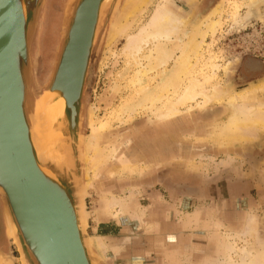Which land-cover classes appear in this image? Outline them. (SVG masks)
I'll use <instances>...</instances> for the list:
<instances>
[{
    "label": "rangeland",
    "instance_id": "374dc122",
    "mask_svg": "<svg viewBox=\"0 0 264 264\" xmlns=\"http://www.w3.org/2000/svg\"><path fill=\"white\" fill-rule=\"evenodd\" d=\"M157 1L120 0L114 13L105 12L90 55L81 104V166L86 233L96 264H244L242 259L261 264L264 131L247 144L217 143L216 125L229 111L225 101L188 110L184 106L178 115L158 119L163 106L156 98L160 84L171 75L174 86L184 82L172 74L180 55L175 38L163 41L173 58L148 71L141 82H132L141 68L138 62L146 64L142 55L151 44L131 58L123 51L125 36L146 22ZM244 1L173 2L189 14L186 31L207 16L217 17L211 12L219 8L220 24L205 38L202 57L191 72L209 74V64L216 63L219 68L210 82L235 92L264 83V21L243 27L233 22L234 3ZM68 2L44 0L39 11L29 48L32 74L27 98L32 103L44 93L58 57ZM243 12L241 6L238 13ZM181 40L186 42L187 37ZM227 62L225 74L222 65ZM255 97L263 100L264 91ZM126 106L137 110L123 121ZM90 136L96 149L92 159L87 148ZM124 156L136 159L137 168L122 169L119 160ZM251 215L257 216V233L245 235ZM7 238L4 226L0 264H23Z\"/></svg>",
    "mask_w": 264,
    "mask_h": 264
},
{
    "label": "water",
    "instance_id": "95a60500",
    "mask_svg": "<svg viewBox=\"0 0 264 264\" xmlns=\"http://www.w3.org/2000/svg\"><path fill=\"white\" fill-rule=\"evenodd\" d=\"M119 1L69 0L46 90L65 99L57 121L62 131L53 134L44 124L47 137L35 143L24 98L31 86L30 39L44 0H0V228L10 221L23 264H96L85 223L81 104L101 18Z\"/></svg>",
    "mask_w": 264,
    "mask_h": 264
},
{
    "label": "bare ground",
    "instance_id": "6f19581e",
    "mask_svg": "<svg viewBox=\"0 0 264 264\" xmlns=\"http://www.w3.org/2000/svg\"><path fill=\"white\" fill-rule=\"evenodd\" d=\"M173 2L174 0H158L146 22L141 24L134 33L125 36L126 42L123 51L127 52L131 58L136 57V55L149 42L151 44V47L142 55V59L145 60L146 64L141 65V63L138 62L139 68H141L137 70L135 79L132 82H141V77L148 71L164 66L169 59L173 58L174 53H170L169 49H167V47L165 48V43H163V41L172 42V38H175L180 44L178 47L180 55L175 59V63H173L176 66L173 68L172 74L175 78H180L184 82L182 86H174L175 84H172L173 76L171 75L169 78H165L160 84L156 98L163 102V106L159 113L157 112L158 119L162 121L171 116H176L181 112V108L184 106L188 110L194 108L193 105L207 106L211 101L217 103L225 101L229 106V111L227 112L225 119L216 125V133L213 135L216 138L215 140L220 145L232 146L236 143H246L250 140V142H252L256 133L264 131V99L258 100L255 97L258 91H264V83L260 82L258 85H252L239 92L225 89L220 82L212 84L210 80L215 75V70L219 68V65L216 63L209 64V74L205 72L192 73L191 71L194 63L202 57V46L205 43V38L208 35L214 34L216 28L220 24L219 8L217 7L211 12L212 15H216L217 17L207 18L209 17L207 16L203 22L201 20L200 24L198 23L199 25L197 24L196 28L192 31H186L184 27L185 23L189 20V14L181 12L178 7L173 5ZM241 6L244 8L243 15H239L238 13ZM262 6H264V0H245L241 5L234 3L232 16L235 26L243 27L248 23L264 21V9L261 10ZM115 9L112 13H114ZM65 17L67 18V16ZM183 36L187 37L186 42L181 40ZM229 67L230 62L222 65V70L225 74ZM48 84L49 81L44 88V93L39 97L34 98L36 103H32L31 100L26 99V96L24 98V102L26 101L27 103V101H29L28 109L30 108L31 111H28L29 114L27 120L30 123H28V126H31L32 128L33 136L31 137V140L33 138L35 143L40 141L42 137H47L48 132L46 129L48 127H45V125H48L51 128L53 134L58 130L62 131V128L58 126L59 123L57 121L58 118L62 117L63 109L66 106L65 99L55 92H46ZM27 91L28 89L26 90L25 95H28ZM54 99L57 100L55 101ZM136 110V107L126 106L123 109V115L121 114L123 116L121 119L123 121L130 120ZM96 129L97 128L93 131L96 132ZM39 130L46 133L41 135ZM39 136L40 138L36 139V137ZM90 137L92 138L88 140L87 148L90 149L89 155H91L92 159L96 149L94 142L95 138L94 136ZM79 139V157L82 159V143L81 138ZM42 140L44 139H41V141ZM131 161L130 158L124 156L123 159L119 160L120 167L124 170L131 169L134 166L136 167L138 161L136 159L132 162ZM139 161L141 160L139 159ZM90 167L92 168V166ZM255 217L257 216H249V224L246 226L245 235H254L257 233V221ZM6 227L8 239L14 244V242H16V236L10 221H8ZM239 250L241 253H246L244 247ZM246 255L248 256L249 253ZM260 259L261 264H264V255H261ZM242 262L248 264L246 259H242Z\"/></svg>",
    "mask_w": 264,
    "mask_h": 264
}]
</instances>
